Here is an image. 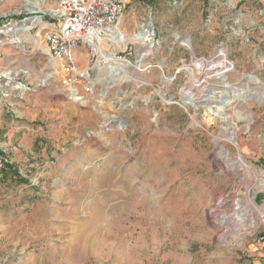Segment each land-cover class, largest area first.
<instances>
[{
	"label": "rangeland",
	"instance_id": "obj_1",
	"mask_svg": "<svg viewBox=\"0 0 264 264\" xmlns=\"http://www.w3.org/2000/svg\"><path fill=\"white\" fill-rule=\"evenodd\" d=\"M25 1L0 0L1 19L29 28L0 47V264H264V215L237 237L221 222L238 197L264 208V0H123L122 33L149 23L154 46L140 70L94 68L78 99L46 54L56 17L32 22ZM127 44L114 55L133 64ZM219 50L236 71L198 72Z\"/></svg>",
	"mask_w": 264,
	"mask_h": 264
},
{
	"label": "built area",
	"instance_id": "obj_2",
	"mask_svg": "<svg viewBox=\"0 0 264 264\" xmlns=\"http://www.w3.org/2000/svg\"><path fill=\"white\" fill-rule=\"evenodd\" d=\"M123 12V0L59 2L57 13L53 15L57 24H46V27H51L45 34L46 54L56 63L58 82L69 93L70 98L78 99L81 93H89L92 90L94 65L98 57L95 44L110 33ZM20 23L21 21L0 18V47L8 44L17 46L20 43L21 40L17 37ZM109 43L112 44V41ZM79 45L84 47L86 56L91 55L89 64L83 69L74 56ZM123 52L132 56L133 45L126 44ZM116 58L126 60L125 57ZM4 165L5 159L0 157V169Z\"/></svg>",
	"mask_w": 264,
	"mask_h": 264
},
{
	"label": "bare ground",
	"instance_id": "obj_3",
	"mask_svg": "<svg viewBox=\"0 0 264 264\" xmlns=\"http://www.w3.org/2000/svg\"><path fill=\"white\" fill-rule=\"evenodd\" d=\"M37 2H38V0H26L24 3V6L28 10V12L42 11L38 7V5L36 4ZM50 13H51V15H55L57 13V11H51ZM36 20H39V18L38 17L33 18L32 22H37L39 24L40 22L36 21ZM40 24H41V26L44 25L43 23H40ZM45 27H46V24H45ZM17 30L21 31V32H28L29 28H25V27L19 25ZM116 36L118 38H116ZM154 36H155L154 31H153V29L149 23L144 24L140 28V32L137 35L130 37V36H126L125 34L122 33L121 24L118 22L110 30V33L107 36L100 38L97 41V43L95 44V50H96L98 57H97L95 65H94V68L105 66V67H109V68L113 69L116 73L120 72L122 75H126L124 70L131 68L130 66L132 64L128 60L116 58L114 55V51L117 49H121V48L124 49L126 44L130 43L132 41L133 44H135L136 46H137V44L139 45L138 51L136 53V64L133 67H135L136 70H140L141 68L144 67L145 60H146V58L150 52V49L147 48L146 45L148 42L150 43L151 40L154 39ZM110 41H112V44L109 43ZM180 43L183 47L190 49V45H189V42L187 40H181ZM193 64L196 66V69L198 72H206L209 70H213L215 68H220V69L224 70V72H235L236 71L235 65L233 63L229 62V60L227 59L226 54L223 50H219L217 52V54L210 61H207L204 59L195 60ZM222 73H223V71L218 70L214 76V79L219 80V83L223 84L224 86H228L227 84L226 85L224 84V77L221 76ZM1 77L5 78L8 81L11 80V74L10 73H2ZM166 80H167V82L170 81L169 78ZM253 82L255 83V85H258V86L261 85L256 80ZM7 84H8V82H6L5 85H7ZM0 88H1V86H0ZM223 88H226V87H223ZM190 90H191V87L188 86L187 88L182 89L181 93L183 95H185ZM243 100L246 101L247 99H243ZM201 102L202 101H191L190 105H193L195 108H197L198 106H200L202 104ZM228 104L229 103H227V102L224 103L223 101L219 102V103H215L216 110L222 112L225 110V108L227 107ZM236 116L238 117V119L245 120V118H243L240 113H236ZM223 131L226 135H228V137H227L228 141H231L232 140V138H231L232 132H229V129L227 127H225L223 129ZM237 165H238L239 169L248 170V165L240 157H239V160L237 162ZM258 190H259V187L254 186L249 191H251L252 196H254L258 192ZM259 192H261V191H259ZM230 202H231V200L223 199L222 204H223L224 210H221V212H224L227 210V208H229ZM232 203L237 207L236 212L232 216L231 215H224L223 216V214H222L221 222H222L224 228H226V225H224V224H226V222H228V224H230L232 227V230H231L229 235L237 237L239 230H240V227L242 228V230L249 229L252 226L254 227L253 211H257V212H259V214L264 215V208H258L256 206L255 202L253 201V199L249 202L250 204L247 203L248 205H244V201L241 200L239 197H238V199L232 201ZM230 216L232 218H230ZM236 226H239V228Z\"/></svg>",
	"mask_w": 264,
	"mask_h": 264
},
{
	"label": "water",
	"instance_id": "obj_4",
	"mask_svg": "<svg viewBox=\"0 0 264 264\" xmlns=\"http://www.w3.org/2000/svg\"><path fill=\"white\" fill-rule=\"evenodd\" d=\"M32 14H39L37 15L36 17H40L41 18V15H51V13L49 11H37V12H30ZM154 39L151 40V42L147 43L146 47L149 48V49H152V47L154 46ZM132 64V63H131ZM136 64V60L134 61V65ZM133 64L131 66H134ZM180 96L181 95V92H180Z\"/></svg>",
	"mask_w": 264,
	"mask_h": 264
}]
</instances>
